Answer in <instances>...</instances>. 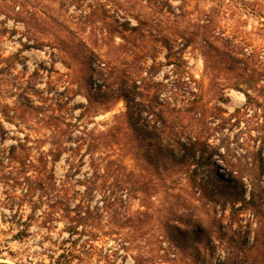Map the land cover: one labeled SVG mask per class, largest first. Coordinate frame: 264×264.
<instances>
[{
  "label": "rangeland",
  "instance_id": "1",
  "mask_svg": "<svg viewBox=\"0 0 264 264\" xmlns=\"http://www.w3.org/2000/svg\"><path fill=\"white\" fill-rule=\"evenodd\" d=\"M32 1L36 7L33 14L24 12L21 21H16L19 7L13 11L11 0H0V264L188 263L153 258L150 251L158 249V235L153 236L148 225L134 233L128 227L109 223L108 214H104L99 230L93 234L90 227L71 223L63 212L81 203L103 206L107 197L116 196L110 188L101 186V180L97 184L90 182L96 166L103 165L98 160L101 152L109 149L91 151L92 135L88 131L94 129L98 135L109 129L115 116L127 110V103L121 99L108 109L83 114L89 90L110 92L123 87L139 121L151 127L152 111L165 113L168 105L186 100V91L198 83H202L205 99L212 102L213 92L221 90L222 84L230 86L225 92L228 100L221 102L224 116L209 117L204 126L203 121L193 122L194 126L208 129L206 151L217 156L197 165L199 177L209 181L207 187L214 193L205 205L197 201V193L191 208L176 206V216L181 219L175 223L186 230L195 225L206 231L207 239L199 254L201 264L224 261L225 240L232 236L242 242L254 226H248V213L233 210L234 204H242L244 194L239 187L247 183L237 182L236 199H230L228 193L236 186L227 188L226 180L216 176L218 170L230 177L219 156L235 163L239 154L258 158L262 148L264 161V79L244 85L237 84L232 73L213 77L200 52H193L194 43L177 63H169L167 50L156 39L148 43L149 47L159 48L156 60L136 56L134 48L123 49L124 41L119 35L109 48L98 42L96 27L84 22L90 13H94L92 20L97 26L106 16L131 24H137L141 16L148 25L163 21L164 28H178L174 35L168 34L176 50L185 42L183 32H197L199 25L210 21L215 36L212 40L218 48H232L238 58L244 52L255 51L258 63L264 64V0ZM159 8L167 12L165 16L156 13ZM183 10L186 14L177 22H172L177 16L165 18L168 11L176 14ZM57 38L66 41L70 57L55 47ZM41 42L52 45L32 47ZM107 54L112 60L107 59ZM190 78L195 82L191 83ZM109 84L111 88H105ZM247 90L252 96L248 103ZM182 124L190 129L192 120L183 119ZM57 145L60 157L45 160L43 156ZM109 155L120 159L118 152ZM121 159L129 168H135L131 156ZM187 185L184 176L175 189L161 187L153 193L151 206L158 212L147 223L158 224L157 213L164 214L178 194L186 197L191 192L184 189ZM120 193L127 196V191ZM142 208L140 199H133V213ZM221 237L225 240L221 241ZM210 240L212 244L207 249ZM163 245H167L166 240Z\"/></svg>",
  "mask_w": 264,
  "mask_h": 264
},
{
  "label": "trees",
  "instance_id": "2",
  "mask_svg": "<svg viewBox=\"0 0 264 264\" xmlns=\"http://www.w3.org/2000/svg\"><path fill=\"white\" fill-rule=\"evenodd\" d=\"M161 1L169 2V0ZM11 2L13 3V11L16 7H19L14 16L16 21H21L19 19L24 12L32 15L36 10L32 0H11ZM156 13L165 16L167 12L159 8ZM168 13L165 18L169 20L170 15L177 16L172 21L177 22L180 17L185 16L186 10L176 14L170 11ZM93 14H88L84 23L96 27V37L99 36L98 42L101 41L102 45L109 47L111 42L115 41L119 35L124 41V44L120 45L123 49L133 50L134 48L136 51H133V53L136 56L144 59L150 57L152 60H156V53L159 48L149 47L148 45L151 40L156 39L167 50L165 57L169 63H177V61L183 59L184 53L190 44L194 43L193 52H200L208 73L213 77L222 73H232L235 74L236 83L244 85H251L264 79V64L258 63V56L255 51L242 52L243 57L238 58L232 48L221 49L214 44L212 38L215 36L209 25L210 21L206 25H199L200 30H197V32H183L182 37L185 42L175 50L169 43L168 34L174 35L175 29L178 28H174V26L164 28L163 21L148 25V22L141 16V18H137V24H131L130 21L110 20L106 16L101 24L97 26L94 24L95 21L92 20ZM146 25L150 26V29L147 30ZM201 28L204 31H201ZM134 35L137 37L134 38ZM45 43L52 42H41L32 47L42 48ZM54 44L64 55L70 57V51H68L65 40L57 38ZM129 44L132 45L130 48ZM243 48L241 47L242 50L245 49ZM108 54L112 55L111 52ZM108 54L107 59L112 60V57ZM108 63L110 62L107 61L106 66H108ZM189 81L191 83L195 82L193 78H190ZM182 84L186 85L189 82L183 81ZM229 87L228 84H222L221 90L212 93L214 99L212 102L205 99L206 95L202 83H198V86L186 91V93H189L186 100L172 106L168 105L165 113L159 114L152 111L151 114L154 117L151 127L148 126L147 122L139 121L135 109L131 106L130 96L123 87L111 89L110 92L101 89L99 91L89 90L85 94L88 102L83 114H95L103 107L108 109L121 99L127 103V110L115 116L109 129L98 135L94 134V129L88 131L92 135L90 138L91 151L109 149L101 152L98 160L103 165L96 166V172L90 178V182L97 184L101 180V186L110 188L116 196L107 197L103 206L81 203L75 209L65 208L63 216L68 218L71 223L90 227L93 234H96L95 231L99 230L104 214H108L109 223L120 228L128 227L134 233L149 226L153 236L158 235L159 247L158 249L152 248L150 251L153 258L188 261L186 264H201L199 254L201 245L206 238L204 237L206 231L204 228L195 225L191 230L179 227L175 222H180L181 218H177L178 210L176 211L175 207L178 206L179 209L191 208L197 193H199L197 201L205 205L211 193H214V189L207 187L209 181L199 177L197 165L202 162H209L212 158L217 157L213 153L207 154V142L205 140L208 129L203 127V124L209 117L224 116L223 113L226 111L221 102L228 100L225 97V92ZM105 88L110 89L111 85L109 84ZM261 91H264V86ZM245 94L248 103L252 100V96L248 90L245 91ZM236 111H239V109ZM186 118L192 120L190 129L182 124L183 119ZM195 120L203 121V126H194L193 122ZM185 129L187 132H185ZM59 147L60 145L54 146L43 158L48 160V158L53 157L54 159L55 157V160H57L61 155ZM114 152H118L120 159L110 157L109 154ZM258 152V158L256 155L252 159L247 155L239 154L240 156H236L235 163L227 162L221 155L219 156L224 161L225 169L229 172L230 177L219 173L218 170L216 176L226 180L225 186L227 188L236 186L233 187V191L228 193L230 199H236L235 195L238 191L235 190L238 188L239 183H242V181L247 183L239 187L241 193L244 194L242 204L237 206L234 204L233 210L236 213H240V211L248 213V226H254V229L248 231V237L243 236L242 242L232 236L229 240L221 237V241L225 240L226 243L227 256L224 261L216 264H264V161L262 148ZM126 156L132 157L135 168H129L122 161L121 158ZM232 174L235 176H232ZM184 176L188 180V187L184 189H190L191 192L186 197L178 194L175 202L171 203L164 214L157 213L160 222L158 224H148L147 220L154 218L156 212H158L154 211L151 206L153 193L161 187L175 189L177 185H180ZM237 182L239 183L237 184ZM248 188L250 189L249 195L245 196ZM185 190L184 192H186ZM123 191H127V196L121 195L120 192ZM135 198L140 199L143 208L133 213L131 207ZM252 233L254 235L250 238ZM222 235L225 234L222 233ZM164 239L167 241L166 246L163 245ZM211 244L210 240V244H206L207 249ZM161 250L164 252L160 253ZM172 254L175 255L173 258H171Z\"/></svg>",
  "mask_w": 264,
  "mask_h": 264
},
{
  "label": "bare ground",
  "instance_id": "3",
  "mask_svg": "<svg viewBox=\"0 0 264 264\" xmlns=\"http://www.w3.org/2000/svg\"><path fill=\"white\" fill-rule=\"evenodd\" d=\"M226 173H227V171H226Z\"/></svg>",
  "mask_w": 264,
  "mask_h": 264
}]
</instances>
